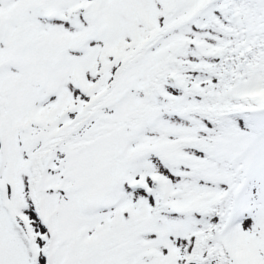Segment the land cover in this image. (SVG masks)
Returning <instances> with one entry per match:
<instances>
[{"label":"snow or ice","instance_id":"6c2138e0","mask_svg":"<svg viewBox=\"0 0 264 264\" xmlns=\"http://www.w3.org/2000/svg\"><path fill=\"white\" fill-rule=\"evenodd\" d=\"M0 264H264V0H0Z\"/></svg>","mask_w":264,"mask_h":264}]
</instances>
